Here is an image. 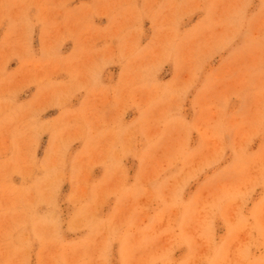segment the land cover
<instances>
[{
  "label": "rangeland",
  "instance_id": "rangeland-1",
  "mask_svg": "<svg viewBox=\"0 0 264 264\" xmlns=\"http://www.w3.org/2000/svg\"><path fill=\"white\" fill-rule=\"evenodd\" d=\"M0 264H264V0H0Z\"/></svg>",
  "mask_w": 264,
  "mask_h": 264
}]
</instances>
